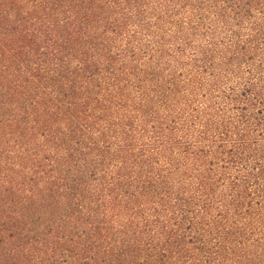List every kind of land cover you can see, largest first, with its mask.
<instances>
[{
	"label": "trees",
	"instance_id": "1",
	"mask_svg": "<svg viewBox=\"0 0 264 264\" xmlns=\"http://www.w3.org/2000/svg\"><path fill=\"white\" fill-rule=\"evenodd\" d=\"M0 264H264V0H0Z\"/></svg>",
	"mask_w": 264,
	"mask_h": 264
}]
</instances>
